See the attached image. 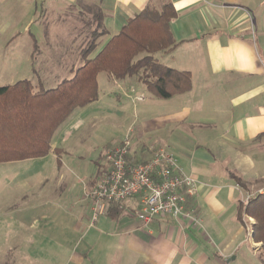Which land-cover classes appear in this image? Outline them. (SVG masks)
<instances>
[{"label":"crops","instance_id":"1","mask_svg":"<svg viewBox=\"0 0 264 264\" xmlns=\"http://www.w3.org/2000/svg\"><path fill=\"white\" fill-rule=\"evenodd\" d=\"M5 1L0 0V6ZM24 1L30 4L28 10L39 12L37 19H33V13L24 25L27 32L33 23L39 28L56 29L60 24L54 20L48 23V17L55 15L62 19L67 10L77 12L69 20L74 21L70 25L73 29L100 16V31L104 32L97 40L99 45L102 43L100 47L145 6L159 9L162 4H171L177 13L170 23L176 46L171 52L161 54L167 65H171L169 68L191 75L189 92L165 100L174 104L175 112L159 118L162 121L155 127L145 124L146 134L141 126L128 130L123 137L112 138L94 159V174L85 181L83 177L77 179L83 184L84 194L95 183L104 152L119 146L128 136L130 163L147 161L164 149L175 157L182 174L194 181V196L185 207L188 217H158L143 226L132 214L135 203L129 201L115 219L104 214L91 223L90 203L82 194L75 203L76 224L67 233L77 238L55 247L68 252L64 264H228L233 261L237 248L233 246L242 237L244 227L242 220H238V204L245 201L249 188L255 186L261 193L264 186V0ZM92 26L95 27L94 23ZM32 40L37 43L34 35ZM84 45L83 42L77 51L79 56ZM57 51L67 50L64 46ZM32 52L33 47L31 56ZM194 70L201 74L198 88L194 84ZM66 76L65 79L70 78L71 74ZM106 80L116 82L109 76ZM59 82L53 81L43 88L53 89ZM122 82L126 94L142 85L135 78ZM183 97H188L185 104L181 101ZM57 169L58 181L63 184L66 176L60 167ZM236 180L246 188L241 189ZM46 182L42 180L41 184ZM251 240L252 250L257 244L260 250V243ZM254 253L257 257L258 253Z\"/></svg>","mask_w":264,"mask_h":264},{"label":"rangeland","instance_id":"2","mask_svg":"<svg viewBox=\"0 0 264 264\" xmlns=\"http://www.w3.org/2000/svg\"><path fill=\"white\" fill-rule=\"evenodd\" d=\"M28 8L30 4L24 0H7L0 6V87L27 80L32 85L40 81L42 87L48 88L53 81L65 79L71 67L81 64L77 51L88 35L82 26L74 29L70 26L74 21L69 20L77 12L67 10L62 19L50 15L48 23L54 20L60 24L56 29L39 28L33 23L27 32L24 25L29 17L35 13L33 19H37L39 13L38 9L34 12ZM31 35L39 47L32 61ZM64 46L69 52L57 51ZM154 57L168 66L163 54ZM99 76L97 100L76 109L52 136L51 146L58 150V158L49 153L29 162L0 164V264H64L68 252L55 247L75 238L68 234L76 224V200L83 194V184L77 179L83 177L85 181L94 174L93 161L112 138L123 137L128 130L141 126L146 134L145 124L155 127L162 121L159 118L175 112L172 102L152 97L143 85L126 94L125 83H109L105 73ZM200 77L194 70L196 88ZM187 100L188 97H183L181 101L185 104ZM57 167L66 176L63 184L58 181ZM42 180L47 182L41 184ZM261 190L264 191V186ZM258 193L257 187L249 188L243 205L248 197ZM241 220L243 234L240 243L235 241L236 254L228 264H259L254 253L260 251L259 245L253 247L254 251L251 245L254 221L246 215Z\"/></svg>","mask_w":264,"mask_h":264},{"label":"trees","instance_id":"3","mask_svg":"<svg viewBox=\"0 0 264 264\" xmlns=\"http://www.w3.org/2000/svg\"><path fill=\"white\" fill-rule=\"evenodd\" d=\"M176 17L171 4H162L159 9L147 5L98 48L97 40L104 32L100 31L101 17L94 16L82 26L88 38L79 52L81 64L72 67L70 78L49 90L40 81L34 86L27 80L0 87V164L40 159L50 152L57 156L58 150L51 146L52 136L76 109L97 100L99 73L115 81L135 78L156 99L189 92L190 73L169 68L154 57L176 46L170 30ZM32 47L30 61L38 50L35 40ZM236 182L245 189L239 180ZM243 203L238 204V218L241 221L246 215L254 221L251 237L261 245L257 257L264 264V191ZM122 206L111 203L105 214L115 219Z\"/></svg>","mask_w":264,"mask_h":264},{"label":"built area","instance_id":"4","mask_svg":"<svg viewBox=\"0 0 264 264\" xmlns=\"http://www.w3.org/2000/svg\"><path fill=\"white\" fill-rule=\"evenodd\" d=\"M130 148L125 137L119 146L104 152L95 183L85 190L91 223L104 216L109 204L122 206L129 201L135 203L132 214L143 226L158 217H188L185 207L194 196L195 183L182 174L175 157L160 149L147 161L130 163Z\"/></svg>","mask_w":264,"mask_h":264}]
</instances>
